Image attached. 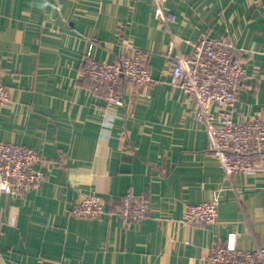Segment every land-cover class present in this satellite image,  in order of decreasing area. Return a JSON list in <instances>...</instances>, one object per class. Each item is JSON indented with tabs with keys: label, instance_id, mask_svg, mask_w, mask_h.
I'll use <instances>...</instances> for the list:
<instances>
[{
	"label": "crops",
	"instance_id": "obj_1",
	"mask_svg": "<svg viewBox=\"0 0 264 264\" xmlns=\"http://www.w3.org/2000/svg\"><path fill=\"white\" fill-rule=\"evenodd\" d=\"M0 0V140L38 151L48 164L37 188L0 195V264H208L216 241L264 246V171L226 176L206 151L194 103L169 84L167 51L188 54L199 38H226L246 67L234 118L264 120L261 0ZM97 61L144 54L152 81L121 85L124 106L106 101L83 73ZM147 215L127 226L111 213L126 192ZM100 196L106 215L77 218L72 205ZM219 195L217 220H184L187 205Z\"/></svg>",
	"mask_w": 264,
	"mask_h": 264
},
{
	"label": "built area",
	"instance_id": "obj_2",
	"mask_svg": "<svg viewBox=\"0 0 264 264\" xmlns=\"http://www.w3.org/2000/svg\"><path fill=\"white\" fill-rule=\"evenodd\" d=\"M152 1L154 20L161 24L172 22L174 17L163 9L168 0ZM177 43L178 40L171 41L167 51L169 84L180 88L193 101L195 119L206 135L207 153L217 159L226 176L264 171V120L258 116L237 120L233 115L238 92L246 78V67L235 56L232 44L226 38L204 37L191 43L190 53L180 54L174 52ZM91 50L92 44L85 54L83 73L94 90L105 88L109 104L124 106L120 92L123 83L141 86L152 81L142 52L136 51L106 63L92 58ZM8 101V89L0 83V108ZM47 166L37 150L0 140V195L19 196L37 189L45 179ZM219 201V195L214 194L208 201L187 205L184 220L195 225L215 223ZM147 212L148 202L144 195L130 191L121 196L111 210L127 226L143 219ZM69 213L77 218L106 215L103 200L95 193L76 201ZM207 262L264 264V246L245 250L216 241L209 248Z\"/></svg>",
	"mask_w": 264,
	"mask_h": 264
},
{
	"label": "water",
	"instance_id": "obj_3",
	"mask_svg": "<svg viewBox=\"0 0 264 264\" xmlns=\"http://www.w3.org/2000/svg\"><path fill=\"white\" fill-rule=\"evenodd\" d=\"M261 2H262V4H263V6H264V0H261Z\"/></svg>",
	"mask_w": 264,
	"mask_h": 264
}]
</instances>
